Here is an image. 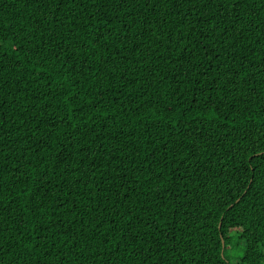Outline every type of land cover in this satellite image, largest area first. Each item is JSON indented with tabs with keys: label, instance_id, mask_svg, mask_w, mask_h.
<instances>
[{
	"label": "trees",
	"instance_id": "16d2710c",
	"mask_svg": "<svg viewBox=\"0 0 264 264\" xmlns=\"http://www.w3.org/2000/svg\"><path fill=\"white\" fill-rule=\"evenodd\" d=\"M0 264H264V0H0Z\"/></svg>",
	"mask_w": 264,
	"mask_h": 264
},
{
	"label": "rangeland",
	"instance_id": "374dc122",
	"mask_svg": "<svg viewBox=\"0 0 264 264\" xmlns=\"http://www.w3.org/2000/svg\"><path fill=\"white\" fill-rule=\"evenodd\" d=\"M228 256L231 257V253L230 252H229Z\"/></svg>",
	"mask_w": 264,
	"mask_h": 264
}]
</instances>
